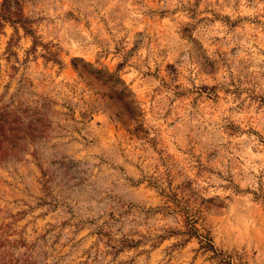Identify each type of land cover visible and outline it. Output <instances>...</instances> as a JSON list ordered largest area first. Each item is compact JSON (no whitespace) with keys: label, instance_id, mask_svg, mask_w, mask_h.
Wrapping results in <instances>:
<instances>
[{"label":"clouds","instance_id":"1","mask_svg":"<svg viewBox=\"0 0 264 264\" xmlns=\"http://www.w3.org/2000/svg\"><path fill=\"white\" fill-rule=\"evenodd\" d=\"M0 264H264V0H0Z\"/></svg>","mask_w":264,"mask_h":264}]
</instances>
